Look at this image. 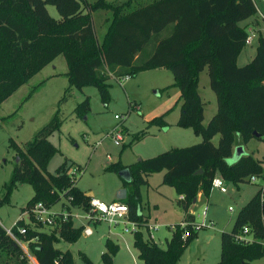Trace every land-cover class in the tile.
<instances>
[{
	"label": "trees",
	"instance_id": "obj_1",
	"mask_svg": "<svg viewBox=\"0 0 264 264\" xmlns=\"http://www.w3.org/2000/svg\"><path fill=\"white\" fill-rule=\"evenodd\" d=\"M47 6L55 8L59 19L50 16ZM99 11L109 14L100 42L92 20V13ZM257 13L253 0H152L143 5L137 0L92 3L0 0V105L58 56L64 57L69 79L59 105L66 101L72 88L94 86L102 102H106L110 78L119 81L156 69L172 74L174 82L168 88L176 87L181 100L176 126L193 130L202 141L130 166L116 163L106 168L115 173L124 169L129 172L130 181H123L127 192L121 201L128 207V219L139 228L133 235V246L142 264H178L201 230L195 229L197 221L189 210L199 194L203 198L209 196L212 180L217 176L235 186L251 183L252 178L263 183L236 215L232 231L221 233L220 261L216 264H253L264 258V161L251 155H243L233 163L229 160L235 145L264 141V36L261 33L252 60L242 67L236 64L249 35L247 26L239 24ZM205 68L217 110L204 126L205 104L199 96L198 84ZM38 87H33L30 94ZM84 102L76 108L77 116L88 109L87 101ZM158 121L165 124L161 119ZM61 123L58 110L24 149L10 139L17 163L9 182L3 186L0 207L9 202L19 183H27L33 188V196L21 214L38 203L52 209L61 200L63 211L68 213L70 208L88 209L91 198L75 186L67 161L53 175L44 174L55 152L48 137ZM217 135L215 146L212 140ZM161 172V184L172 188L181 198L176 203L184 215L179 224L169 228L171 236L165 247L140 231L148 224V217L142 215L140 188L148 184L151 175ZM30 219L35 227L18 221L12 233L19 242L27 243L37 263L74 264L71 252L58 246L76 243L83 227H75L72 216L63 219L61 213L55 217L54 229L44 232L37 229L40 224L31 215ZM17 227H24L26 233L21 235ZM244 229L248 233L241 241L239 237H243ZM105 247L101 262L113 264L119 247L110 240ZM83 260L90 264L87 257L83 256ZM0 264H29L19 244L1 226Z\"/></svg>",
	"mask_w": 264,
	"mask_h": 264
},
{
	"label": "rangeland",
	"instance_id": "obj_2",
	"mask_svg": "<svg viewBox=\"0 0 264 264\" xmlns=\"http://www.w3.org/2000/svg\"><path fill=\"white\" fill-rule=\"evenodd\" d=\"M85 1L92 3L95 0ZM150 1L152 0H137V3L143 5ZM255 1L258 10L264 16L263 1ZM47 10L51 17L59 19L54 7L47 6ZM108 17V14L102 11L92 13L98 42L101 41L108 26L103 20ZM253 19L259 20L260 26L264 28V21L260 19L258 13L256 17L241 22L239 26H247ZM261 34L264 36V30ZM250 35L252 43L246 45L239 54L236 62L238 67L249 63L255 55L258 35L255 33ZM52 62L0 105V199L4 195L3 186L9 182L17 163L15 149L11 146L10 139L19 148L24 149L25 144L50 122L58 110L62 123L59 129L48 137L55 152L49 159L44 174L53 175L55 170L67 161L71 166L69 173H75L72 175L75 186L84 194L90 193L95 200L105 204L121 199L127 192L119 173L106 171L108 166L116 163L130 166L140 160L173 149L190 147L202 141L193 130L176 126L181 100L176 87L168 88L174 82L168 70L146 71L122 81L110 78L109 98L106 102H102L101 95L94 86L72 88L66 101L59 105L69 86V79L66 76L68 68L63 56L56 57ZM51 75L55 76L50 77ZM35 86L39 87L30 94ZM198 92L205 104L203 114L205 126L217 110L214 103L215 95L209 87L207 68L199 76ZM84 101H87L88 109L81 116H77L75 110ZM159 119L165 124H161ZM117 132L122 139L119 146L114 144L113 139ZM141 134L142 138L135 140L136 136ZM218 140L219 135L213 138L212 143L216 146ZM247 149L254 159L264 161V141L251 140ZM162 177L163 172L153 174L148 178V184L140 188L142 211L148 217V227L140 231L146 237L149 236V225L156 226L153 241L160 247H165V239L168 240L171 236L168 228L173 227V224H179L183 211L176 203L177 195L174 190L161 184ZM223 183L227 190L225 194L211 189L209 196L192 208L197 223L204 227L185 250L178 264L218 263L221 233L232 231L236 215L261 188L263 181L256 180L238 186L224 180ZM32 196L33 188L27 183H19L11 192L9 202L0 207V226L4 230L12 229L22 215L21 209ZM62 202L63 200L51 210L63 213ZM205 207L207 213L206 219L203 220L202 211ZM70 212L74 216L72 219L75 227L82 226L84 221L81 217L85 216L84 211L70 208ZM23 218L27 226L35 227L31 219L27 220L26 216ZM39 224V227L36 226L37 229L44 232H49L55 227V224L52 226ZM89 227L93 230L90 237L82 234L76 243H61L58 246L59 249L71 252L74 264H86L83 256L87 257L90 264H102L101 255L107 250L106 240L119 247L113 264H142L133 246V235L139 230L138 226L134 233L129 234L123 232L120 226L109 227L104 222L91 223ZM22 245L25 248L24 243ZM23 248L21 247L22 250ZM261 262L258 260L253 264Z\"/></svg>",
	"mask_w": 264,
	"mask_h": 264
},
{
	"label": "built area",
	"instance_id": "obj_3",
	"mask_svg": "<svg viewBox=\"0 0 264 264\" xmlns=\"http://www.w3.org/2000/svg\"><path fill=\"white\" fill-rule=\"evenodd\" d=\"M261 1L264 2V0H261ZM253 2L256 6V1L253 0ZM257 10H258V8H257ZM258 14H259L260 19L264 21V16L262 15V13L259 10H258ZM253 33L254 32L252 30L249 31V35L246 39V45H251L252 36L250 34L253 35ZM122 80L123 79H121L119 81H122ZM116 119H118V118L116 117ZM113 139H114V144L116 146H119V143L122 141V139L120 137V133L117 132L115 135V138L113 137ZM71 175H75V173H72ZM255 181L256 180L254 178L251 179V182H255ZM263 187H264V184H263ZM211 189H216L222 194H225L227 192L226 187L223 183V179L220 177H215L212 180ZM83 211L85 213V216L81 217V219L84 221V224L82 225V227H83L82 234H84L85 237H90L93 234V230L89 227V225L91 223L95 224V223L104 222L109 227L120 226L123 228V232H125L127 234L134 233L137 230V225L128 219V207H127V205L122 203V202L117 201V202H111V203L105 204V203H102V202L92 198L89 202L88 209L83 210ZM62 212H63L62 213L63 219H66L68 217V215L74 217L72 215V213H68L67 211H62ZM206 213H207V208L205 207L204 210L202 211V219L203 220L206 219ZM58 214H60V213L54 212L51 209L46 208L44 205L38 203L35 206H33L29 212L23 213L20 216V219L18 221H23L24 223L27 224V222L24 220L23 216H26L27 220H29L30 215H31L35 221H38L39 223H41L43 225H51L52 226V225L56 224L55 217ZM14 226H16V223ZM181 226L184 227L185 224H181ZM203 227L204 226L202 224L197 223V226L195 227V229L200 230V229H203ZM170 228H172V227H170ZM156 230H157L156 226H150L149 225V236L147 235V237L150 240H155L153 233ZM5 231L15 242H17L19 244L20 247L23 248L22 243L19 242V240L12 233V229L11 230H5ZM17 231L21 235H24L26 233V229L24 227H17ZM247 233H248V230L244 229L243 237H239V240L244 241V239H245L244 237L247 235ZM24 247L25 248H23V250H24V252L28 258L29 264H38L37 261L35 260V258L33 256H31L30 253L27 251V249H28L27 243H24Z\"/></svg>",
	"mask_w": 264,
	"mask_h": 264
},
{
	"label": "crops",
	"instance_id": "obj_4",
	"mask_svg": "<svg viewBox=\"0 0 264 264\" xmlns=\"http://www.w3.org/2000/svg\"><path fill=\"white\" fill-rule=\"evenodd\" d=\"M263 4H264V2H263ZM108 14V13H107ZM108 16H109V14H108ZM106 19H109V17L108 18H106ZM106 19H104L103 20V22H106ZM107 29V28H106ZM247 30L248 31H253L255 34H259V33H261L263 30H264V28H262L261 26H260V24H259V20H257V19H253V20H251L248 24H247ZM238 59V58H237ZM53 63V62H52ZM51 63V64H52ZM44 68H46V66L44 67ZM43 68V69H44ZM53 69H55V67H52ZM42 69V70H43ZM41 70V71H42ZM56 75V74H55ZM55 75H51L50 77H54ZM200 76V75H199ZM199 85V84H198ZM199 93V92H198ZM200 96V95H199ZM179 97V96H178ZM216 100V99H215ZM214 103H216L215 101H214ZM216 105H217V103H216ZM179 117V116H178ZM204 121H205V116H204V118H203V123H204ZM247 146H248V144L247 145H243V146H238V145H235L234 147H233V152H234V150L236 149V148H239V147H242V149H243V155H250L249 154V152H248V149H247ZM233 156V155H232ZM141 191V190H140ZM89 195H91V198H93V196H92V194H90V193H88ZM88 194H85V196L86 195H88ZM125 196V195H124ZM124 196L121 198V199H119V200H113L112 202H121V200L124 198ZM179 197L177 196V199H178ZM179 199H181V198H179ZM204 198L199 194L198 195V197H197V199H196V203L194 204V205H196L198 202H201L202 200H203ZM177 201V200H176ZM194 207V206H193ZM192 207V208H193ZM192 208L189 210V213L191 214V215H193L194 213H193V211H192ZM142 215H144V216H146L144 213H143V211H142ZM194 216V215H193ZM195 217V216H194ZM184 218V215H183V217H182V219ZM182 219L179 221V223L182 221ZM196 219V218H195ZM176 224H178V223H176ZM176 224H173V226L174 225H176ZM170 227H172V226H170ZM169 227V228H170ZM168 228V229H169ZM208 239H210V238H208ZM165 241H166V239H165ZM106 242H107V240H106ZM106 244V243H105ZM115 244V243H114ZM261 263L260 264H263L264 263V258L263 259H261Z\"/></svg>",
	"mask_w": 264,
	"mask_h": 264
},
{
	"label": "water",
	"instance_id": "obj_5",
	"mask_svg": "<svg viewBox=\"0 0 264 264\" xmlns=\"http://www.w3.org/2000/svg\"><path fill=\"white\" fill-rule=\"evenodd\" d=\"M243 154L244 153H243L242 147L236 148L233 152V156H232L230 162L233 163V162L237 161L240 157L243 156ZM119 175L123 181H125V182L130 181V175H129L128 170L124 169V170L120 171ZM86 197L91 198V195L88 194V195H86ZM105 243H106V241H105Z\"/></svg>",
	"mask_w": 264,
	"mask_h": 264
}]
</instances>
